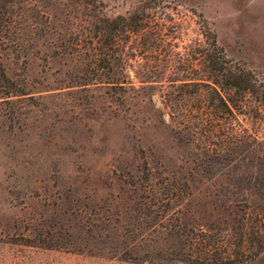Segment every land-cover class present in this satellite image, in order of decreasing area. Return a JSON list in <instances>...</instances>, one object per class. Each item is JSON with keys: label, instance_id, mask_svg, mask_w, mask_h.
<instances>
[{"label": "rangeland", "instance_id": "1", "mask_svg": "<svg viewBox=\"0 0 264 264\" xmlns=\"http://www.w3.org/2000/svg\"><path fill=\"white\" fill-rule=\"evenodd\" d=\"M237 3L0 0V264H264V4Z\"/></svg>", "mask_w": 264, "mask_h": 264}, {"label": "trees", "instance_id": "2", "mask_svg": "<svg viewBox=\"0 0 264 264\" xmlns=\"http://www.w3.org/2000/svg\"><path fill=\"white\" fill-rule=\"evenodd\" d=\"M128 26H130V24H128ZM5 78H6L5 71L0 63V82ZM215 81L217 80H214L213 83H216L220 87V89H223L224 85H227L228 87L235 89H249V87L251 86L250 79L248 78V73H246L243 70H240L237 73L234 72L232 69H229L226 78L224 79V85ZM215 90L217 91V89ZM6 93L7 94L11 93V90H8Z\"/></svg>", "mask_w": 264, "mask_h": 264}, {"label": "crops", "instance_id": "3", "mask_svg": "<svg viewBox=\"0 0 264 264\" xmlns=\"http://www.w3.org/2000/svg\"><path fill=\"white\" fill-rule=\"evenodd\" d=\"M264 4V0H238L236 9L228 11L227 15L231 16H243L246 12L253 11V14H257L256 5ZM262 12V11H261ZM260 14H263L261 13Z\"/></svg>", "mask_w": 264, "mask_h": 264}]
</instances>
